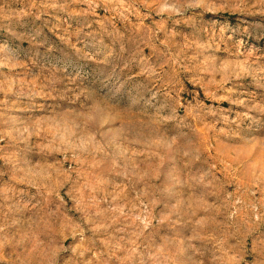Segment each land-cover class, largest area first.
<instances>
[{
    "label": "rangeland",
    "instance_id": "rangeland-1",
    "mask_svg": "<svg viewBox=\"0 0 264 264\" xmlns=\"http://www.w3.org/2000/svg\"><path fill=\"white\" fill-rule=\"evenodd\" d=\"M0 264H264V0H0Z\"/></svg>",
    "mask_w": 264,
    "mask_h": 264
}]
</instances>
